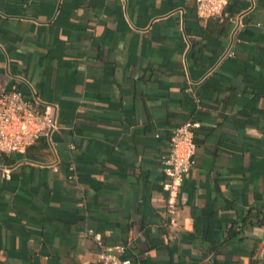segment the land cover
I'll list each match as a JSON object with an SVG mask.
<instances>
[{"label": "crops", "instance_id": "obj_1", "mask_svg": "<svg viewBox=\"0 0 264 264\" xmlns=\"http://www.w3.org/2000/svg\"><path fill=\"white\" fill-rule=\"evenodd\" d=\"M227 1L0 0V86L58 122L0 158V264H100L89 229L131 264H264V0ZM188 121L171 223L162 159Z\"/></svg>", "mask_w": 264, "mask_h": 264}, {"label": "built area", "instance_id": "obj_2", "mask_svg": "<svg viewBox=\"0 0 264 264\" xmlns=\"http://www.w3.org/2000/svg\"><path fill=\"white\" fill-rule=\"evenodd\" d=\"M202 17L228 15L225 11L227 0H195ZM232 55V51H228ZM58 129L57 107L55 103L40 101L36 95L28 97L22 92L7 90L0 86V152H24L40 138L51 140V134ZM197 151L195 124L185 122L172 131L168 151L163 155V169L168 177L165 188L170 222L175 223L179 194L186 176L189 174L193 157ZM70 178L75 177V167L71 166ZM100 245V264H131V259L123 257L126 246H107L101 236L89 229Z\"/></svg>", "mask_w": 264, "mask_h": 264}, {"label": "trees", "instance_id": "obj_3", "mask_svg": "<svg viewBox=\"0 0 264 264\" xmlns=\"http://www.w3.org/2000/svg\"><path fill=\"white\" fill-rule=\"evenodd\" d=\"M225 11L227 12V6L225 8ZM228 15H229V13H228ZM8 156H9V154L0 152V158H7Z\"/></svg>", "mask_w": 264, "mask_h": 264}]
</instances>
